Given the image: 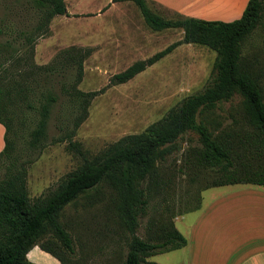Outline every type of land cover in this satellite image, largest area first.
<instances>
[{
    "label": "rangeland",
    "instance_id": "374dc122",
    "mask_svg": "<svg viewBox=\"0 0 264 264\" xmlns=\"http://www.w3.org/2000/svg\"><path fill=\"white\" fill-rule=\"evenodd\" d=\"M147 2L150 10L165 20L176 22L183 18ZM66 5L67 15L52 20L49 35L37 41L32 56L21 33L35 28L41 12L34 7L33 0H0V45H9L8 55L23 49L12 63L5 64L7 73L0 70V77H6L0 84L27 87L23 93L9 88L17 95L9 102V109L14 118L11 138L15 141L17 154L22 160H34L27 179L33 201L48 195L66 175L82 164L77 155L67 150L66 143L57 142L65 130L73 128L78 114L63 91V87L75 84L77 70L57 64L59 52L70 47L91 50L78 88L86 93L101 94L93 100L89 116L78 129L75 141L93 156L126 136L144 132L189 97L203 93L213 83L212 72L218 56L209 47L184 44L130 82L112 86L115 75L181 41L184 30H153L139 7L131 1L66 0ZM243 55L246 64L261 73L264 88V28H259L246 40ZM48 93L58 97L49 121L48 146L41 153L27 155V140L38 119L39 98ZM26 96L34 103L35 109L28 108L24 101ZM248 119L246 100L239 93L197 116L198 123L213 137L224 130L240 126L248 128ZM199 147V134L188 131L171 146V154L166 159L158 160L156 166L164 179H172V188L164 195L153 194L150 202V217L175 218L177 229L190 242L194 239L197 223L207 220L210 232L212 220L216 227L225 220L218 205L227 198L230 190L259 189L250 185L213 187L218 176L215 172L191 169L189 165L192 164L191 151ZM121 201V192L106 181L66 208L61 221L71 232L77 256L82 259V262L73 264H124L128 233L120 221ZM189 210L193 212L181 216ZM146 222L142 220L140 236L145 235ZM219 246H215L213 253ZM195 249L196 245H191L185 250L161 254L148 261L187 264ZM40 264L50 263L41 259Z\"/></svg>",
    "mask_w": 264,
    "mask_h": 264
},
{
    "label": "trees",
    "instance_id": "16d2710c",
    "mask_svg": "<svg viewBox=\"0 0 264 264\" xmlns=\"http://www.w3.org/2000/svg\"><path fill=\"white\" fill-rule=\"evenodd\" d=\"M127 1L139 7L153 30L180 28L185 33L181 41L115 75L111 80L112 86L130 82L184 44L203 45L217 52L213 83L203 93L186 99L144 132L126 136L93 156L75 141L78 129L89 116L93 100L101 94L86 93L78 88L91 50L79 47L62 50L56 58L57 64L77 70V81L70 87H63V91L78 114L73 128L65 130L57 142L66 143L67 150L77 155L82 164L66 175L48 195L34 201L30 198L27 180L34 160H22L17 154L15 141L11 138L14 118L9 109V102L15 99L16 93H23L27 87L23 84L11 87L0 84V124L6 130L5 148L0 153V264H36L29 260L28 254L37 246L61 264L82 262L77 256L75 240L61 218L70 204L106 181L121 192L120 221L128 233V253L124 264H158L148 259L184 248L188 242L177 229L175 218L150 217V202L153 194L164 195L172 188V179H164L156 164L171 154V146L188 131L200 136V147L191 151L192 164L189 165L191 169L215 172L218 176L213 187H264V88L261 73L252 70L243 55L246 40L256 30L264 28V0H250L241 19L229 23L187 17L174 22L154 14L147 0H113ZM33 2L41 12L39 22L33 30L21 33L32 56L37 41L49 35L52 20L67 15L66 0ZM8 46L0 45V70L3 72L8 71L5 64L12 63L23 50L21 48L8 55ZM5 78L0 77V81ZM9 88L18 92L14 94ZM236 93L246 100L248 128L240 126L224 130L213 137L198 123V114L229 101ZM24 98L28 108L35 109L34 103L27 96ZM39 99L38 119L26 147L27 155L31 156L47 148L49 121L58 102V97L52 93L42 94ZM191 212L186 211L181 216ZM142 220H147L144 236L139 235Z\"/></svg>",
    "mask_w": 264,
    "mask_h": 264
},
{
    "label": "crops",
    "instance_id": "0c3cea01",
    "mask_svg": "<svg viewBox=\"0 0 264 264\" xmlns=\"http://www.w3.org/2000/svg\"><path fill=\"white\" fill-rule=\"evenodd\" d=\"M148 1L183 17L225 23L241 19L250 2V0ZM5 133L4 126L0 124V153L5 148ZM257 187L259 189L229 191L227 198L218 205L219 213L225 217V220L220 221L218 228L213 220L210 232L207 220L197 223L194 239L190 242L187 238V245L180 249L185 250L191 245H196L192 259L187 264H264V187ZM216 245H220L219 249L213 253ZM28 258L36 264H40L41 259L50 264H61L38 246L29 252Z\"/></svg>",
    "mask_w": 264,
    "mask_h": 264
},
{
    "label": "bare ground",
    "instance_id": "6f19581e",
    "mask_svg": "<svg viewBox=\"0 0 264 264\" xmlns=\"http://www.w3.org/2000/svg\"><path fill=\"white\" fill-rule=\"evenodd\" d=\"M201 2H204V1H201ZM200 5H201V3H200ZM202 5H203V3H202ZM201 7H202V6H201ZM207 8H208V7H207ZM199 9L201 10V8H199ZM199 9H198V10H199ZM200 10H199V11H200ZM202 10H203V9H202Z\"/></svg>",
    "mask_w": 264,
    "mask_h": 264
}]
</instances>
